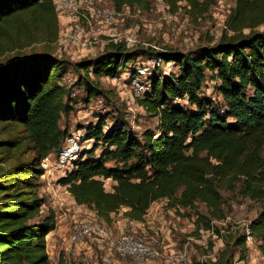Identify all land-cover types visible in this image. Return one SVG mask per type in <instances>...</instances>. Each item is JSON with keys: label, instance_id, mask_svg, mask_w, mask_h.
<instances>
[{"label": "trees", "instance_id": "trees-1", "mask_svg": "<svg viewBox=\"0 0 264 264\" xmlns=\"http://www.w3.org/2000/svg\"><path fill=\"white\" fill-rule=\"evenodd\" d=\"M109 1L115 9L150 6L149 0ZM166 2L198 8L215 0ZM263 23L264 0H236L228 20L232 33L188 53H157L161 62L178 68L171 74L150 75V87L138 99L157 117L158 132L146 129L141 141L123 125L104 130L103 118L90 124L86 137L94 138L95 144L82 154H94L99 142L104 150L98 157L81 154L60 179L76 203L108 224L111 214L120 211L130 221L143 222L151 205L162 199L176 210L203 203L206 212H194L197 230H209L214 219L225 218L222 190L238 189L240 195L264 205V29L256 30ZM57 26L54 0H0V36L13 29L20 39L12 46L0 42V53L3 48L27 46L40 36L54 39ZM124 47L114 44L76 63L85 74L81 80L89 79L91 68L96 76L113 78L126 69L135 74L133 62L143 53ZM66 71L64 60L51 52L0 63V124L9 132L0 137V264H50L47 235L55 229V214L37 219L44 200L35 181L45 172L43 159L69 135L60 124L63 113L73 109L70 89L60 83ZM207 71L217 80L221 100L201 90ZM108 178L115 182L112 190L105 188L103 179ZM250 229L264 242V209ZM235 233L227 235L226 246L232 247L224 248L215 264H234L237 247L240 259H246V235L236 238Z\"/></svg>", "mask_w": 264, "mask_h": 264}, {"label": "rangeland", "instance_id": "rangeland-1", "mask_svg": "<svg viewBox=\"0 0 264 264\" xmlns=\"http://www.w3.org/2000/svg\"><path fill=\"white\" fill-rule=\"evenodd\" d=\"M54 2L58 13L56 37L53 39L52 36L47 38L40 36L27 46L3 48L4 52L0 53V63L17 56L51 52L64 60V68L67 70L60 83L66 84L70 89L73 109L67 114L63 113L60 124L68 129V134L85 130L90 124L96 125L98 119L103 118L104 130L116 124L123 125L128 133L141 141L146 129L158 132V119L139 104L140 97L137 96L131 84V71L126 69L111 78L103 75L96 76L91 68L89 79L82 81L81 78L85 74L77 68L76 63L111 50L114 44H122L130 51L143 53L142 57L139 56L133 62L135 70L139 63L149 64V60L157 58V53L167 51L188 53L199 50L218 42L225 32L232 33L228 28V20L236 6V0H215L209 6L198 8L190 7L186 2H179V7L176 8L170 6L166 0H149L148 8L135 6L118 9L121 15L114 22H109L98 13L101 9H115L109 0H94V4L81 5L78 11L68 9L66 0H54ZM263 29L264 23L256 28L259 31ZM248 31L249 28L244 29V32ZM18 40L20 41L14 35L13 29H8V34L0 36L1 46H4L5 42H9L10 46L16 45ZM157 63L158 61L156 65L150 63L151 75L155 72L161 75L178 72L173 62ZM149 76V74L141 75V78L147 81ZM217 85V80L207 71L206 81L201 89L203 93L214 100H221ZM89 94L93 96L90 97ZM183 103L187 104L185 101ZM8 135L9 132L3 128V124H0V137ZM94 144L95 139L92 138L84 152L91 150ZM97 145L94 154L83 155V153V157H98L105 145L102 142ZM61 147L52 150L43 159L42 166L45 172L35 181V190L44 200L37 219L54 212L55 229L59 226L60 218H67L65 222L71 219L67 229L70 243L72 230L77 223L94 222L107 230L108 225L87 206L81 205L83 207L78 209L73 202H70L72 195L65 192L64 185L60 183V179L66 175L57 165ZM31 156L32 154L28 155V157ZM112 164L113 162L108 163L109 166ZM103 182L107 190H112L115 184L111 178L103 179ZM222 194L225 198L226 216L220 220L214 219L209 230H197L194 224L195 210L206 212L203 203H197L195 208L176 210L168 205L166 199L159 200L157 201V217L152 218L151 223H146L145 227H135L130 224L125 220L123 211L114 213L112 221L125 220L123 221L126 224L123 227L124 233L148 232L155 235V243L162 253L161 257L143 263L131 258H122L116 251L115 243L107 239L108 235L93 233L85 239L89 243L93 240L96 244L92 247V255L76 254L72 246L71 250L75 253L71 255L74 258L72 261L78 264H215L219 253L224 248L232 247V244L226 246L227 235L236 232L235 234L238 235L236 238L240 235L247 236L248 232L251 233L252 221L264 209L262 202L240 195L238 189L222 190ZM48 235L47 248L50 264H58V262L62 264L66 260L63 256L68 252L64 248L66 239L61 238L59 244L52 246V243L48 241ZM121 235L119 233L115 238ZM254 238V243L246 242L248 251L245 260L240 259V248H236L234 264H246L251 260L264 264L263 251L260 249L264 242ZM183 255L187 257V260H183Z\"/></svg>", "mask_w": 264, "mask_h": 264}, {"label": "built area", "instance_id": "built-area-1", "mask_svg": "<svg viewBox=\"0 0 264 264\" xmlns=\"http://www.w3.org/2000/svg\"><path fill=\"white\" fill-rule=\"evenodd\" d=\"M90 6L94 4V0H66V7L73 11H78L81 5ZM57 7V6H56ZM98 13L105 17L109 22H114L118 16L121 15L118 9L107 10L101 9ZM159 64L160 60L154 58L149 60L153 65ZM142 63L136 66V73L132 74L131 84L138 97H142L145 91L150 87V81L141 78V75H151V64ZM130 71V70H129ZM92 138L86 137L85 130H77L70 133L64 140L62 147L58 154L57 165L62 168L66 175L73 168L74 161L77 160L82 152L90 144ZM63 185V184H62ZM65 192H69L66 185L63 187ZM70 193V192H69ZM93 233L98 235H107L108 230L104 226L95 224L94 222H80L77 223L70 236V243L74 245H80L85 241L87 236H91ZM248 243H254V236L248 232L246 236ZM156 237L148 232L143 233H124L115 242V247L118 255L122 258H131L138 262H146L155 258L161 257L162 253L156 245ZM183 260H187L186 256H182ZM78 264V263H77ZM85 264V263H80Z\"/></svg>", "mask_w": 264, "mask_h": 264}, {"label": "crops", "instance_id": "crops-1", "mask_svg": "<svg viewBox=\"0 0 264 264\" xmlns=\"http://www.w3.org/2000/svg\"><path fill=\"white\" fill-rule=\"evenodd\" d=\"M71 203L73 202L74 206L77 207L78 209H81L80 207H83L81 205H78L75 201V199L73 198V196H71ZM157 201L154 202L151 207L148 210V213L145 217V221L143 222H138V221H130L127 218H125L126 221H129L130 224L134 225L135 227H145L146 223L149 224L151 223V219L152 218H156L157 217ZM156 211V212H155ZM114 213L111 214V217H113ZM152 215V217H151ZM161 219V218H158ZM67 220V218H60L59 226L53 230L49 235H48V241H50L52 243V246L55 244H59L60 243V239H66V242H64V248L66 251H68L67 253H65V255L63 256L64 259H66L62 264H69L70 262H72V260L74 259L73 257H71V255L73 254H81V255H87V256H91L93 253V248L95 247L96 244L95 242L92 240V243H89V241H84L82 242L80 245H74V250L75 253H73V251L71 250V247L73 246L72 244L69 243L68 240V236H67V232H68V226L71 223V219L69 222H65ZM102 220V219H101ZM124 219L122 220H118L117 222L112 221L108 225V238L111 240V243H115L116 240L118 238H115L117 236V234L121 233L123 234L124 232V226H126V224L123 222L125 221ZM64 221V222H63ZM62 223V224H61ZM67 236V237H66ZM120 237V236H119ZM73 258V259H72ZM82 258V257H81ZM76 262V261H75ZM77 263V262H76ZM58 264H60L58 262ZM246 264H258V262H255V260H251V262H247Z\"/></svg>", "mask_w": 264, "mask_h": 264}]
</instances>
